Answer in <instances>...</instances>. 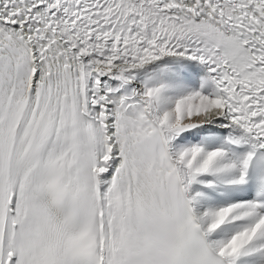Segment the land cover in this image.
Wrapping results in <instances>:
<instances>
[{"label":"snow or ice","instance_id":"snow-or-ice-1","mask_svg":"<svg viewBox=\"0 0 264 264\" xmlns=\"http://www.w3.org/2000/svg\"><path fill=\"white\" fill-rule=\"evenodd\" d=\"M0 264H264V0H0Z\"/></svg>","mask_w":264,"mask_h":264}]
</instances>
